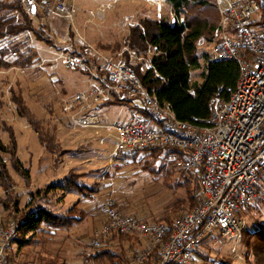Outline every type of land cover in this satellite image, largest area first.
I'll return each mask as SVG.
<instances>
[{
  "label": "built area",
  "instance_id": "obj_1",
  "mask_svg": "<svg viewBox=\"0 0 264 264\" xmlns=\"http://www.w3.org/2000/svg\"><path fill=\"white\" fill-rule=\"evenodd\" d=\"M152 1L162 9V0ZM24 3L30 11L32 1ZM214 4L221 16L214 39L202 36L196 45L213 59L235 62L238 78L230 95L211 98L209 116L200 121L179 119L170 103L161 102L143 85L135 67L152 69V58L159 54L156 47L143 61L144 56L130 46L125 48L127 55L124 50L117 57L80 37L83 55L60 51L34 66L60 61L66 69L84 71L94 80L88 92L77 93L66 104L69 127L100 126L99 115L91 113L98 104L136 99L143 103L145 111L134 108L128 122L106 126L117 136L112 159L161 145L179 151L170 155L177 168L202 177L203 201L170 223L122 213L113 192L108 194L100 205L105 222L95 232L93 248H100L113 232L138 234L145 247L137 252L136 264H202L197 255L206 242L239 241L247 225L245 213L264 205V11L257 0H215ZM42 10L46 17L75 16L74 5L64 0H44ZM34 50L28 37L12 56ZM97 194L90 192L89 197L96 200ZM15 235V221L0 226V264H10L8 251Z\"/></svg>",
  "mask_w": 264,
  "mask_h": 264
},
{
  "label": "rangeland",
  "instance_id": "obj_2",
  "mask_svg": "<svg viewBox=\"0 0 264 264\" xmlns=\"http://www.w3.org/2000/svg\"><path fill=\"white\" fill-rule=\"evenodd\" d=\"M28 1L35 2V0ZM64 1L68 6L74 5L73 19L65 14L46 17L42 10L43 3H39L43 18L34 17L35 27L39 28L42 23H48L56 46L37 41L30 32L28 36L38 57L35 65L41 63L44 58L58 56L60 51L75 50L80 46V37L97 49L120 57L129 46L128 37L131 28L139 24L142 19L146 17L160 19L169 16L172 20L174 14L170 0L160 1L161 10L152 0ZM109 3L111 6L107 7ZM204 17L215 19L216 14L207 10ZM127 54L125 50L124 55ZM143 56V61L149 58L147 55ZM0 71H2L0 72V138L5 145L11 147L10 134L13 133L17 142V156L23 161L24 168L30 171L31 176L30 180L26 181L11 166L10 155L1 153L9 164L14 188L8 194L0 186V226L11 221L12 215H20L40 206H48L55 213H66L75 206L86 211L83 221L69 230L54 233L51 229L50 233L48 226L43 224L41 226L43 230L30 232L26 236L38 240L39 245L33 243L20 246L16 241L12 242L9 252L11 264H40L41 256L49 257L56 252L62 255L67 264H110L108 260L96 262L94 258L85 257H89L88 253L97 251L92 246V239L105 222L100 205L112 192L122 213L134 214L148 220L162 222L169 216L170 223L179 215L190 211L188 206L172 209V202L183 195L184 191L173 192L165 186L163 178L166 169L169 171L174 169L173 183L188 176L194 178L196 175L174 168L170 156L166 160L160 157L157 161H149L147 169H143L142 166L144 160L147 165L149 159L145 153H140L136 157L128 153L120 159H112L117 136L106 126L128 122L133 109L136 106H143L140 100L98 104L91 113L99 115L100 126L69 127L68 111L70 110L67 109L66 104L70 103L77 93L88 92L93 87L94 80L88 73L66 69L60 61L46 62L39 67L28 68L12 65L1 68ZM192 77L193 80H201L199 71H194ZM12 91L20 93L26 99L27 104L40 120L44 132L54 135V150H48L42 144L37 132L19 116ZM161 164L166 165L164 170L160 168ZM70 171L79 173L81 175L79 180L86 185H95L98 188L96 200L90 198L89 194L86 196L77 190L66 188H55L44 197L43 192L38 193L39 189L43 190L50 183L61 180ZM33 198L34 202L31 203ZM246 218V235H242L239 241H226L223 244L205 243L201 253L207 255L208 262L216 259L234 264H254L255 257L253 251L249 250L248 243L255 241L254 232L259 225L264 224V205L249 211ZM133 237H137V243L142 238L138 234ZM113 244L114 249L119 252L121 249L119 243Z\"/></svg>",
  "mask_w": 264,
  "mask_h": 264
},
{
  "label": "trees",
  "instance_id": "obj_3",
  "mask_svg": "<svg viewBox=\"0 0 264 264\" xmlns=\"http://www.w3.org/2000/svg\"><path fill=\"white\" fill-rule=\"evenodd\" d=\"M170 1L174 7L173 13L176 16V22L173 23L169 16L160 19L146 17L139 24L131 28L128 43L132 49L137 50L142 55H147L149 49L152 47L158 49L159 54L152 58V69L142 70L141 65L135 67L143 85L161 102L170 103L179 119L184 121H200L209 116V102L215 94L230 95L236 85L238 68L237 64L233 61L213 59L209 53L197 48L196 43L200 37L204 36L208 41L214 39V30L221 21L219 11L214 4L215 0ZM257 1L261 3L264 11V0ZM39 3H43V0L32 2V9L29 11L25 7L24 0H0V69L12 65L23 68L37 65H35L38 60L36 51H33L29 55L12 56L14 50H19L23 47L26 38L30 37L28 36L30 32L33 33L37 41L53 47L56 46L51 27L48 23L44 22L39 28L35 27L34 17L43 18L40 14ZM33 7H35V11H33ZM207 10L216 14L215 19L204 17ZM182 17H184V21H181ZM71 52L84 54L80 46ZM194 71L200 72L201 80H193L192 75ZM12 97L19 116L25 119L37 132L42 144L48 150H54V135L44 132L40 120L29 107L26 99L20 93L14 91H12ZM136 108L139 112L145 111L143 107L136 106ZM10 143L11 147H8L0 138V186L8 194L14 188V180L10 174L9 164L1 156L2 152L10 155L11 166L26 181H29L31 177L30 171L24 168L23 161L17 156V142L13 133L10 134ZM175 152L178 153L179 151L157 145L137 149L131 153L134 157L140 153H145L149 157L146 162L148 165L149 161H157L160 157L163 160L169 159L168 157ZM147 165H145L144 160V164L142 165L144 168H142H149V165ZM160 168L164 170L166 165L161 164ZM174 168H176L175 163ZM174 172V169L171 171L166 169L163 182L173 192L183 190L184 194L175 198L171 204L173 206L172 209L177 210L180 206L184 208L188 206L189 210H191L204 199L202 177L198 174L189 173L196 176L194 178L188 176L184 180L178 179L173 183ZM80 176L79 173L70 171L61 180L50 183L43 190L39 189L38 193L42 194L43 192L44 197L55 188L77 190L86 196L90 194L89 192H97L98 188L95 185H86L79 180ZM30 202L33 203L34 198ZM248 213L249 211L245 213L246 217ZM84 214H86V211L78 209L77 206L69 209L66 213H55L48 206H40L37 209H30L20 215H12L11 219L16 223V235L13 242L16 241L20 246L37 243L38 240L33 237L26 238V236L30 232L35 233L37 230L42 229L41 226L43 224L48 226L50 233L51 229L54 230H52L54 233L69 230L83 221L85 218ZM135 216L142 220L154 221ZM165 219L166 221H162V223H169L170 217L167 216ZM244 234L246 235V228L243 236ZM134 235L113 232L109 237L103 239V246L96 248L97 251L88 255L89 257L86 256V259L108 260L110 264H136V254L138 251L132 252V247L128 249L125 247V243L132 241ZM253 237L255 241L248 243V245L250 247L249 250L253 251L255 257L254 264H264V224L257 227ZM114 242L119 243L121 247L119 252L114 249ZM39 244L37 243V245ZM9 252H11L10 249L8 255H10ZM197 256L202 261V264H234L229 261H216V259L208 262L209 259L204 252H199ZM40 264H67V262L59 252H56L49 257L44 258L41 256Z\"/></svg>",
  "mask_w": 264,
  "mask_h": 264
},
{
  "label": "crops",
  "instance_id": "obj_4",
  "mask_svg": "<svg viewBox=\"0 0 264 264\" xmlns=\"http://www.w3.org/2000/svg\"><path fill=\"white\" fill-rule=\"evenodd\" d=\"M137 237L133 238L132 241H129L127 243H125V247L128 249V248H131L132 251H139L141 249H143L145 247V241L141 238L138 243H137ZM92 253H95V252H92ZM86 258V257H85ZM94 260L97 262V261H102V260H98V259H95Z\"/></svg>",
  "mask_w": 264,
  "mask_h": 264
},
{
  "label": "water",
  "instance_id": "obj_5",
  "mask_svg": "<svg viewBox=\"0 0 264 264\" xmlns=\"http://www.w3.org/2000/svg\"><path fill=\"white\" fill-rule=\"evenodd\" d=\"M33 11H35V7H33Z\"/></svg>",
  "mask_w": 264,
  "mask_h": 264
}]
</instances>
